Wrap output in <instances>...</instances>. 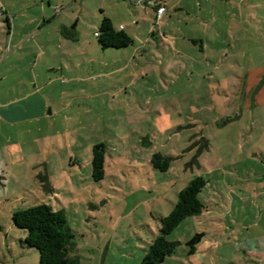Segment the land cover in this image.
Returning <instances> with one entry per match:
<instances>
[{
  "label": "rangeland",
  "instance_id": "obj_1",
  "mask_svg": "<svg viewBox=\"0 0 264 264\" xmlns=\"http://www.w3.org/2000/svg\"><path fill=\"white\" fill-rule=\"evenodd\" d=\"M103 17L132 44L102 49ZM196 177L204 209L166 237L179 245L160 264L262 251L264 0H0V264H39L11 220L38 204L64 214L79 264H140Z\"/></svg>",
  "mask_w": 264,
  "mask_h": 264
},
{
  "label": "trees",
  "instance_id": "obj_2",
  "mask_svg": "<svg viewBox=\"0 0 264 264\" xmlns=\"http://www.w3.org/2000/svg\"><path fill=\"white\" fill-rule=\"evenodd\" d=\"M98 45L102 49H122L132 44L131 38L123 29H115L111 20L103 17L95 33ZM105 146L97 144L92 149V177L99 181L104 177ZM151 165L162 172L169 169V159L155 154L150 160ZM207 181L196 177L189 181L178 193V201L171 212L160 219V235L152 242L147 254L140 264H160L171 256L178 242L167 240V236L187 217L199 215L204 205L198 195L205 188ZM13 225L26 231V237L20 242L27 248L35 249L39 254V264H79L73 252V234L67 225L61 211H53L51 206L38 204L36 206L14 211L11 215ZM2 228L0 226V232ZM203 233L195 234L186 245L188 255H193L196 245L203 238Z\"/></svg>",
  "mask_w": 264,
  "mask_h": 264
},
{
  "label": "crops",
  "instance_id": "obj_3",
  "mask_svg": "<svg viewBox=\"0 0 264 264\" xmlns=\"http://www.w3.org/2000/svg\"><path fill=\"white\" fill-rule=\"evenodd\" d=\"M160 6H162V5H160ZM251 6H253V5H251ZM248 11H249V9L246 11V15L244 16L246 18V21L252 20L251 19L252 16L248 14ZM165 12H166V10H165ZM163 15H162V17H163ZM229 18H231V15L229 16ZM231 20L235 21L236 16H234L233 19H230V21ZM200 42H201V50L203 51L204 45L206 44V42L203 39ZM261 194H264V192ZM262 196H264V195H262ZM249 205H251V206L254 205V202L249 203ZM262 210H264V208ZM249 214H251V215L253 214V212H251V207L247 208V212H246L247 216H245L242 221L246 222V219H248ZM253 216H254V214H253ZM253 216H252V218H254ZM258 218L259 219L262 218L264 220V213L263 212L261 213V211H259L258 212ZM246 230H248V229L246 228ZM263 234H264V226H263ZM256 239H258V238H256ZM249 240L250 239H248L247 242H249ZM251 240H253V239H251ZM261 243H262V246H261L262 251L257 253V252H254L253 250H249L248 252L244 253V256L242 258L239 259L240 260L239 264H264V236L261 238Z\"/></svg>",
  "mask_w": 264,
  "mask_h": 264
},
{
  "label": "built area",
  "instance_id": "obj_4",
  "mask_svg": "<svg viewBox=\"0 0 264 264\" xmlns=\"http://www.w3.org/2000/svg\"><path fill=\"white\" fill-rule=\"evenodd\" d=\"M150 6L153 8H156V13H157V17L160 18L164 13H165V8L160 6V5H156L154 2L150 1Z\"/></svg>",
  "mask_w": 264,
  "mask_h": 264
}]
</instances>
